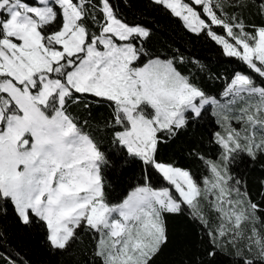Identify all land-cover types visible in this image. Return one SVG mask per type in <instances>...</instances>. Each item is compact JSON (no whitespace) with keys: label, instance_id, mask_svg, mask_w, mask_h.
Instances as JSON below:
<instances>
[{"label":"snow or ice","instance_id":"snow-or-ice-1","mask_svg":"<svg viewBox=\"0 0 264 264\" xmlns=\"http://www.w3.org/2000/svg\"><path fill=\"white\" fill-rule=\"evenodd\" d=\"M151 3L246 71L210 94L181 71L188 58L178 49L150 51L152 29L129 22L113 0H0V211L10 205L21 224L40 227L54 253L68 252L81 230L90 233L91 264H156L173 239L169 217L198 230L195 245L177 250L178 264H215L220 256L264 264V178L253 199L247 178L233 170L264 156V0ZM81 103L109 109L94 131L69 111ZM209 107L218 155L188 153L204 173L158 158L161 145ZM132 163L141 166L139 180L112 197Z\"/></svg>","mask_w":264,"mask_h":264},{"label":"trees","instance_id":"trees-1","mask_svg":"<svg viewBox=\"0 0 264 264\" xmlns=\"http://www.w3.org/2000/svg\"><path fill=\"white\" fill-rule=\"evenodd\" d=\"M119 8L121 15L129 22L139 21L152 29L151 38L147 41L146 47L156 53L171 55L175 50L188 58V62L181 65V71L185 74L191 73L194 82L198 83L210 94H218L223 90L226 79L230 78L236 71L244 72L246 68L237 59L226 57L222 54V49L206 34H194L185 29L179 18L174 17L163 7L151 3V0H113ZM229 13L233 9H226ZM246 20L260 22V18L252 15L249 9H241ZM215 31L223 34L222 29L213 26ZM95 30V29H93ZM199 61L210 69L211 74L219 78H209V72H201L191 61ZM69 111L77 116L81 123L88 118L92 126L86 130H95L97 121L107 116L109 109L106 105H91L85 109L84 104H70ZM217 129L216 117L209 107L201 118L190 123L186 131H181L174 139L167 144H162L158 153V158L171 161L175 160L177 166L190 168L192 172L200 176L204 173L202 162L188 153L195 148L206 157L218 155L219 148L211 140V133ZM108 137H104L103 143L106 149L111 150ZM264 164V156L255 163L244 158L235 165L233 170L243 174L248 181V189L253 195V199L258 198L260 191L259 179L264 178V170L260 165ZM141 176V166L132 163L124 173L121 183L116 185V190L111 192L112 197L126 194L129 184L134 185ZM4 207V205H0ZM7 213L0 211V256H11L17 264H91L90 245L92 237L90 233L80 232V238L72 244L68 252H53L46 240L45 232L38 226H27L21 224L16 218L10 205H7ZM170 232L173 239L165 248L156 264H178L181 259L177 255V250L185 243L195 245L197 240V228L183 217L177 219L169 217ZM88 249V254L83 251ZM196 249L188 253L189 258ZM0 264H6L4 259H0ZM215 264H230L227 257L220 256Z\"/></svg>","mask_w":264,"mask_h":264}]
</instances>
